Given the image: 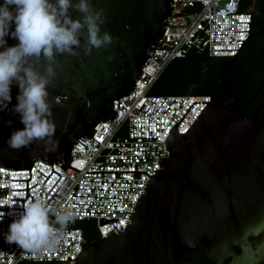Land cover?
Masks as SVG:
<instances>
[{"label": "water", "instance_id": "obj_1", "mask_svg": "<svg viewBox=\"0 0 264 264\" xmlns=\"http://www.w3.org/2000/svg\"><path fill=\"white\" fill-rule=\"evenodd\" d=\"M89 2L93 9L104 10L106 22L101 31L109 32L113 43L84 55L85 28L79 37V56L56 54L57 76L48 86L52 113L48 119L54 135L19 151L7 145L11 132L24 128L20 115L13 112L19 86L12 82L11 102L0 110L1 167L29 168L30 178L35 161L51 164V169L52 163L67 164L73 144L79 138H90L95 125L112 116L114 100L118 107V99L132 91L166 21H173L166 20L172 11L171 0ZM9 8L14 11V6ZM69 15L77 19L82 14L70 8ZM14 29L13 22L0 51L19 43L11 36ZM32 65L45 72L43 56ZM237 104L224 103L211 94L210 103L187 133L172 131L167 139L169 155L140 197L130 223L119 234L85 245L74 264L263 263L264 240L253 242L251 238L264 231V120H256L264 100L248 117L238 111ZM28 179H10L26 180L22 188L26 197ZM5 192L6 188L0 189V194ZM10 199H21L23 205L26 198ZM197 250L205 261L182 257Z\"/></svg>", "mask_w": 264, "mask_h": 264}, {"label": "built area", "instance_id": "obj_2", "mask_svg": "<svg viewBox=\"0 0 264 264\" xmlns=\"http://www.w3.org/2000/svg\"><path fill=\"white\" fill-rule=\"evenodd\" d=\"M241 1L171 0L166 20L173 21H166L132 91L118 99V107L114 100L112 116L99 121L90 138L73 144L67 164L52 163V171L51 164L35 161L30 178L29 168L0 166V189L6 188L0 194V212L6 215L0 219V264H74L85 246L83 229L70 222L55 248L24 250L7 243L10 223L23 212L21 199L10 198H26L25 204L32 195L57 210H71L72 221L93 219L100 238L119 234L130 223L140 197L169 155V135L187 133L211 101V94L153 95L151 85L171 60L190 51L211 57L237 54L251 33L253 18L251 7L241 9ZM10 179H28L29 195L22 189L26 180Z\"/></svg>", "mask_w": 264, "mask_h": 264}, {"label": "clouds", "instance_id": "obj_3", "mask_svg": "<svg viewBox=\"0 0 264 264\" xmlns=\"http://www.w3.org/2000/svg\"><path fill=\"white\" fill-rule=\"evenodd\" d=\"M9 6H14L10 11ZM74 8L81 17L73 19L69 9ZM15 29L11 36L19 43L5 46L0 51V110L11 102L10 86L16 81L19 86L14 113L20 115L23 129L11 132L7 140L10 149H28L34 141L45 140L54 135L51 116V101L48 86L57 76L54 64L56 54L79 56L81 35L86 28L83 44L84 55L92 49L113 43L112 35L101 31L106 17L103 9H93L89 0H4L0 5V46L6 45L4 37L9 35L10 25ZM43 56L45 72L37 71L32 61L39 62ZM111 59V57H109ZM59 103V98H53ZM11 127V121L6 122ZM11 206V205H10ZM23 212L14 219L5 234L7 243H16L24 250L55 248L69 222L73 220L71 210H57L45 200L37 197L22 205ZM4 213L0 212V219ZM54 217V219H50ZM57 225L59 227H57Z\"/></svg>", "mask_w": 264, "mask_h": 264}, {"label": "flooded vegetation", "instance_id": "obj_4", "mask_svg": "<svg viewBox=\"0 0 264 264\" xmlns=\"http://www.w3.org/2000/svg\"><path fill=\"white\" fill-rule=\"evenodd\" d=\"M263 4L264 0H256L251 8L258 25L251 32H261L251 35V39L244 48L239 50L237 56L219 59L212 64L213 70H218V74L217 79L211 78L213 86L211 94L220 96L224 103L238 101V111L243 112L245 117L251 115L254 107L264 100V14L259 10ZM250 84H252L251 87ZM253 87L255 91L251 98L244 100L243 94ZM256 120H264V107L258 111ZM251 240L253 242L264 240V231ZM205 260L203 256V259L196 262ZM227 262L228 260H225L222 264Z\"/></svg>", "mask_w": 264, "mask_h": 264}, {"label": "trees", "instance_id": "obj_5", "mask_svg": "<svg viewBox=\"0 0 264 264\" xmlns=\"http://www.w3.org/2000/svg\"><path fill=\"white\" fill-rule=\"evenodd\" d=\"M256 0H242L241 9L252 8ZM259 10L264 14V4L259 7ZM256 20L252 18L251 31L257 28ZM251 39V34L244 43ZM239 53V52H238ZM235 54L236 56L238 55ZM233 56L211 57L205 52L190 51L183 57L171 60L164 68L162 73L158 76L155 82L151 85L149 93L153 95H182V94H211L213 86L211 78L217 79L218 70H213V62L219 59L229 58ZM214 72V74H213ZM250 87L252 84L249 85ZM255 91V87L251 88L243 94L244 100H249ZM89 221L93 219H84L79 221H72V226H79L84 231L85 245L100 239L97 230L90 231L88 229ZM79 223H82L80 225ZM95 223V222H94ZM184 259L199 261L203 259L201 251L186 252L182 256ZM48 264V263H45Z\"/></svg>", "mask_w": 264, "mask_h": 264}, {"label": "rangeland", "instance_id": "obj_6", "mask_svg": "<svg viewBox=\"0 0 264 264\" xmlns=\"http://www.w3.org/2000/svg\"><path fill=\"white\" fill-rule=\"evenodd\" d=\"M80 225H82V223H79ZM88 229L90 231H93L94 229H96L95 223L93 221H89L88 223ZM48 264H57V263H48Z\"/></svg>", "mask_w": 264, "mask_h": 264}]
</instances>
